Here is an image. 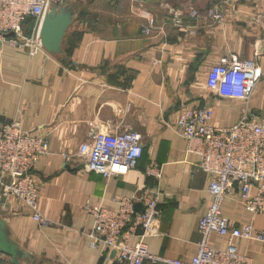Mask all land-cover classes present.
Wrapping results in <instances>:
<instances>
[{"label": "crops", "instance_id": "crops-1", "mask_svg": "<svg viewBox=\"0 0 264 264\" xmlns=\"http://www.w3.org/2000/svg\"><path fill=\"white\" fill-rule=\"evenodd\" d=\"M65 3L77 12L62 53L45 49L31 56L0 43V126L17 119L49 142V153L32 170L43 221L15 198L0 203L11 235L32 255L24 264H122L116 251L91 245L95 218L86 205L117 211L121 199L157 186L163 213L157 232L145 238L148 251L190 262L210 203V176L199 169L200 156L187 150L177 121L185 109L197 107L212 109L215 127L232 126L244 115L264 120V0L220 4L224 18L215 23L206 10L217 0ZM147 19L156 24L150 34L144 32ZM234 56L262 69L248 101L224 98L206 83L213 65ZM93 128L139 133L143 154L137 166L109 178L86 171L77 154ZM151 162L161 166L160 179L146 174ZM222 213L234 227L253 222L264 228V215L243 209L234 197L223 202ZM210 243L228 247L218 233ZM236 243L251 264H264V241ZM0 264H11V257L0 252Z\"/></svg>", "mask_w": 264, "mask_h": 264}, {"label": "built area", "instance_id": "built-area-1", "mask_svg": "<svg viewBox=\"0 0 264 264\" xmlns=\"http://www.w3.org/2000/svg\"><path fill=\"white\" fill-rule=\"evenodd\" d=\"M233 0H217L206 10L213 22L224 18L220 4ZM66 0H0V43L21 48L33 56L45 50L41 27L50 7L63 5ZM199 11L193 10L197 18ZM30 18L34 24L27 27ZM177 24L181 21L177 20ZM147 19L144 32L155 27ZM29 29V30H28ZM16 37H5L8 33ZM262 69L255 60L236 56L221 58L207 73L206 83L215 94L224 98L248 101L261 79ZM210 107L185 109L177 121V132L186 139L187 150L200 156L199 169L210 176V203L207 213L199 221L200 241L196 255L190 262L155 256L149 253L145 238L157 232L162 216L160 187H142L132 198L119 201L117 211L107 207L86 205L94 215L95 224L89 231L91 245L116 251L122 264H144L145 260L168 264H251L237 247V238L264 241V228L253 222L234 227L222 213V204L234 197L241 207L254 214L264 215V120L256 121L244 115L229 127L211 124ZM49 153L45 137L23 129L20 120L0 126V191L2 198L12 197L34 211V219L43 221L38 209V192L32 175L38 161ZM143 154L142 136L135 131L113 132L93 128L78 149V157L88 172L109 178L137 166ZM70 159V156L66 157ZM146 174L162 177L161 166L151 162ZM144 205L136 209V203ZM228 239L226 249L211 246L213 234Z\"/></svg>", "mask_w": 264, "mask_h": 264}, {"label": "water", "instance_id": "water-1", "mask_svg": "<svg viewBox=\"0 0 264 264\" xmlns=\"http://www.w3.org/2000/svg\"><path fill=\"white\" fill-rule=\"evenodd\" d=\"M77 10L74 6L64 3L60 6H52L46 13L42 27L41 40L44 48L53 54L63 52V40L69 27L73 24ZM5 37H16L11 32ZM0 191V195H1ZM1 203V196H0ZM139 210L144 209V205L136 203ZM0 252L11 257V264H24L29 261L32 255L28 253L11 235L8 221L0 214Z\"/></svg>", "mask_w": 264, "mask_h": 264}, {"label": "trees", "instance_id": "trees-1", "mask_svg": "<svg viewBox=\"0 0 264 264\" xmlns=\"http://www.w3.org/2000/svg\"><path fill=\"white\" fill-rule=\"evenodd\" d=\"M34 24V19L33 18H30L27 22V27H31L32 25ZM29 30V29H28Z\"/></svg>", "mask_w": 264, "mask_h": 264}]
</instances>
